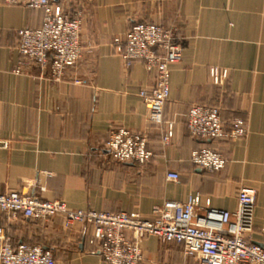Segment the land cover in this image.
Wrapping results in <instances>:
<instances>
[{"label":"crops","instance_id":"1","mask_svg":"<svg viewBox=\"0 0 264 264\" xmlns=\"http://www.w3.org/2000/svg\"><path fill=\"white\" fill-rule=\"evenodd\" d=\"M82 14V55L55 80L48 68L26 61L16 66L18 31L42 26L44 12L0 0V193L35 192L72 209L136 212L152 217L165 200L184 202L198 193L201 205L234 210L241 187L255 191L252 240L264 235V0H52ZM151 21L175 29L182 58L170 66L163 123L148 118L138 95L154 75L142 60L125 67L114 39L132 24ZM227 70L215 83L210 68ZM81 80L76 83L75 80ZM194 104L216 105L226 128L246 122L245 136L199 139L187 129ZM172 135L165 142L167 124ZM146 138L150 159L139 164L115 160L105 149L113 129ZM208 147L225 166L209 171L191 162V152ZM178 173L176 181L168 172ZM0 225L11 244H40L56 264H108L92 241L93 227L66 228L61 217L37 221L0 209ZM131 237L130 233H127ZM140 264H192L183 244L155 236L139 241Z\"/></svg>","mask_w":264,"mask_h":264},{"label":"built area","instance_id":"2","mask_svg":"<svg viewBox=\"0 0 264 264\" xmlns=\"http://www.w3.org/2000/svg\"><path fill=\"white\" fill-rule=\"evenodd\" d=\"M3 1L44 12L41 27H24L18 31L21 58L16 71L29 61L48 68L53 79H61L82 55L81 12L70 15L52 0ZM114 46L125 67L139 59L147 72L154 75L153 86L139 90L138 95L147 108L149 120L162 124L163 108L169 97L170 66L181 60L183 52L175 29L151 21L136 22L123 38L114 39ZM210 75L215 83H220L227 77V70L212 67ZM186 125L189 134L199 139H235L247 132L246 122L241 118H233L226 128L219 107L209 104L192 105ZM171 135L169 123L163 140L166 142ZM0 147H7V143H1ZM105 149L121 162L144 164L151 156L146 138L125 128L109 132ZM191 162L209 171H218L226 160L220 151L202 147L191 152ZM166 177L176 181L179 175L171 171ZM236 199V208L231 211L213 207L209 199L201 205L200 195L193 193L184 202L165 200L155 205L152 217L144 218L136 212L72 209L62 200H43L31 190H12L0 193V209L37 221L61 217L66 228L76 223L91 225V240L97 243L101 257L108 264H140L139 241L145 236H155L161 242L182 243L192 264H264V235L260 242L252 240L255 191L241 187ZM0 264L56 263L50 248L26 242L11 244L0 225Z\"/></svg>","mask_w":264,"mask_h":264}]
</instances>
